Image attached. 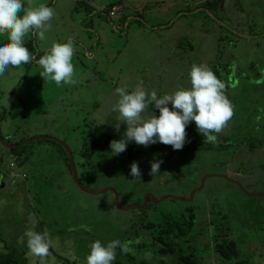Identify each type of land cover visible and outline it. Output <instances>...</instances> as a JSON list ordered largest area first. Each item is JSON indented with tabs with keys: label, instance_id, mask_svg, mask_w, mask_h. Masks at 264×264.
Segmentation results:
<instances>
[{
	"label": "rangeland",
	"instance_id": "374dc122",
	"mask_svg": "<svg viewBox=\"0 0 264 264\" xmlns=\"http://www.w3.org/2000/svg\"><path fill=\"white\" fill-rule=\"evenodd\" d=\"M40 4L55 10L51 29L45 40L27 35L25 44L35 38L41 57L53 42L73 41L75 82L45 81L39 75L40 57L10 66L0 76V127L7 142L53 136L73 151L81 150L91 134L126 132L127 125L113 111L119 100L116 89L127 86L131 91L142 82L158 96L173 93L191 86L193 64L215 72L233 106V116L215 133L216 141L264 140V0H25V8ZM77 4L95 10L78 11ZM154 114L149 108L143 113L145 118ZM40 140L26 143V151L18 154L0 141V253L17 246L27 264H86L96 240L131 245L138 217L157 223L164 214L179 215L194 205L199 213L196 245L208 240L206 226L212 234L213 226L224 236L234 231L242 264H264V144L257 150L237 144L223 152H148L139 158L141 177L135 178L130 176L132 162L104 152L94 156L92 171L77 169L86 186L113 187L124 205L149 193L153 207L139 213L115 207L110 191L82 190L60 147ZM157 161L160 171L153 176L151 164ZM83 162L77 156L76 167ZM221 216L225 218L218 221ZM30 229L46 230L53 239L55 247L47 257L29 252L25 232ZM200 252L204 264H215L209 248ZM144 254L153 259L151 252Z\"/></svg>",
	"mask_w": 264,
	"mask_h": 264
},
{
	"label": "clouds",
	"instance_id": "9594fccd",
	"mask_svg": "<svg viewBox=\"0 0 264 264\" xmlns=\"http://www.w3.org/2000/svg\"><path fill=\"white\" fill-rule=\"evenodd\" d=\"M28 2L31 4V0ZM54 17L55 10L47 4L25 8V0H0V35L7 36L6 40L0 39V76L10 66L20 67L34 59L25 44V37L34 34L38 39L45 40ZM74 53L73 41L53 42L38 60L42 69L39 75L57 85L74 83ZM189 77L190 87H181L173 93L159 96L154 90L148 92L142 82L131 91L127 86L117 88L119 100L113 106V111L119 113L127 130L126 139L111 142V152L119 155L133 141L143 146L159 142L171 145L174 150H181L186 142V127L193 121L203 139L216 141L215 133H220L233 116V106L225 94L226 84L203 64H193ZM150 105L159 110V115L155 111L150 118H145L143 113ZM159 171L160 162H153L150 174L154 176ZM130 176L141 177L137 162L131 164ZM25 236L28 250L34 257L43 259L55 247L46 230L41 233L30 229ZM118 247L122 252L127 251L121 247L119 240L107 244L96 240L91 245L86 264H113Z\"/></svg>",
	"mask_w": 264,
	"mask_h": 264
},
{
	"label": "trees",
	"instance_id": "16d2710c",
	"mask_svg": "<svg viewBox=\"0 0 264 264\" xmlns=\"http://www.w3.org/2000/svg\"><path fill=\"white\" fill-rule=\"evenodd\" d=\"M48 6L52 7V5L50 4ZM82 7H84L87 12H92L93 10H95V8L93 6H90V4H77L75 9L80 11ZM212 7H214L213 4L211 5V8ZM202 11L206 13V16L210 17L213 20L215 19L212 16L213 14H211L206 8L202 9ZM128 17L130 16H126L124 18V23L128 20ZM136 20L139 21L141 19L136 18ZM26 46L29 48L31 54L34 57L31 62H37L35 60L40 57V55L38 52V45H36V39L34 38L29 41ZM149 109L152 111H156L157 115H159L158 109L155 110L154 107L151 105L149 106ZM186 133V142L183 148L181 150H176V152H180L183 154H192L194 151L212 150L223 152L225 151L224 149H228L237 144H239L240 146H244V148H247L249 150H257L264 144V140L259 142H250L251 140L249 139L240 141L237 140L234 142V145L231 142L227 144L226 137H224V141L221 142H208L206 139H203L202 135L198 132L194 121L186 127ZM90 136L91 140L85 141L81 146V150H79V148L73 149L75 160H77V156L84 158V162L78 165V170L82 168V171H92L93 168L89 169V167L93 165V158L98 152L108 153L111 156H118L123 161L128 160L133 163L138 162L139 158L143 154H146L148 152H161L166 149H173L171 145H166L159 142L150 144L148 146H143L137 145L133 141L128 144L126 150L123 153L119 155H114V153L111 152L110 148L111 142L113 140L126 139V132L111 130L100 136H94L92 134ZM48 140H50L52 143L57 144L60 147L58 148V150L60 151V154L64 157L65 161L68 163V166L71 169L69 155L66 148L53 139ZM42 142L43 140H39V143ZM26 149L27 144L24 143L23 145L13 148L12 152L18 154L26 151ZM79 179L81 183H85L84 177H81V175L79 176ZM33 180L36 185L38 183L37 174L34 176ZM194 194H196V192ZM150 197L151 196L149 195L147 206L137 210L139 213H145L146 210L153 207L151 204L152 201L150 200ZM36 199L37 201H41L40 197H37ZM164 199L165 198L156 200L158 202L161 200L163 201ZM143 201L144 199H140L137 200L136 203L142 204ZM127 204L129 203H126V205ZM198 216L199 213L196 211V207L194 205H188L179 215H173L170 213L164 214V216L157 219V223L150 221L146 218H139L137 216V228L131 230L132 235L136 237L135 241L131 242V245H129L130 243L128 244L129 241L124 242L126 243L125 245H121V247L127 249L126 252H122L120 247L116 249L117 258L114 264H124V260L126 259L128 262H130V264H204L205 259L200 251H203L206 248H209L210 251H212L214 255L215 264L244 263L245 261L241 260L242 258L240 254V249L237 246V242L234 238L236 236L234 231H231V233H228L224 236L221 233L215 232L216 228L215 226H213L212 234L209 227L206 226L204 230V235L208 237V240L207 238L206 241L202 240L205 242H203V245L201 246L196 245L197 235L194 232L197 226ZM224 218L225 216H221L218 217L217 220L221 221ZM142 236L143 238H141ZM9 248L10 250L8 252L0 253V264H27L22 249H19L17 246H9ZM132 248H135V250H133ZM145 251L151 252V255H149L153 256V259L146 257L147 255L144 254ZM171 258L172 263H167V260ZM155 259H159V261H155Z\"/></svg>",
	"mask_w": 264,
	"mask_h": 264
},
{
	"label": "water",
	"instance_id": "95a60500",
	"mask_svg": "<svg viewBox=\"0 0 264 264\" xmlns=\"http://www.w3.org/2000/svg\"><path fill=\"white\" fill-rule=\"evenodd\" d=\"M0 126H1V124H0ZM40 139H53V140L57 141L58 143H60L62 146H64L66 148V150L68 152V155H69V161H70V165H71L72 174H73L75 182L77 183L76 185H78L85 192H88V193H91V194H101V193H105V192H109L110 191V192H112L114 194V202H113V204L117 208H119L121 210H133V209H137L138 210V209H141V208H144V207L147 206L148 196L150 194H147V196L144 198V201H143L142 204L131 203V204L124 205V204H122L120 202L119 193L113 187H104V188H101V189H91V188L83 185V183H81V181L79 179L78 170H77V167H76V163H75V159H74L72 148L65 141H63V140H61L59 138L53 137V136H34V137H30V138L24 139L20 143H16V144L15 143H9L3 138V136H2V128L0 127V141L3 143L4 146H6V147H8L10 149H13V148L18 147L20 145H23L24 143L26 144V143H28L30 141L40 140ZM204 181H205V178H204ZM2 183H4V182H3L2 179H0V185H2ZM195 192L196 191L194 190L190 200L193 199V196H194Z\"/></svg>",
	"mask_w": 264,
	"mask_h": 264
},
{
	"label": "flooded vegetation",
	"instance_id": "af4514ba",
	"mask_svg": "<svg viewBox=\"0 0 264 264\" xmlns=\"http://www.w3.org/2000/svg\"><path fill=\"white\" fill-rule=\"evenodd\" d=\"M110 17V16H109ZM228 176V175H227Z\"/></svg>",
	"mask_w": 264,
	"mask_h": 264
}]
</instances>
